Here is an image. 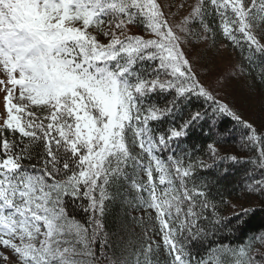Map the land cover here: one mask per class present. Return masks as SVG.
Here are the masks:
<instances>
[{
  "label": "snow or ice",
  "instance_id": "6c2138e0",
  "mask_svg": "<svg viewBox=\"0 0 264 264\" xmlns=\"http://www.w3.org/2000/svg\"><path fill=\"white\" fill-rule=\"evenodd\" d=\"M137 23L150 38L121 39L112 30L123 33L125 24ZM196 25L235 47L243 40L264 56V43L253 34L264 28V0H198L179 32L155 0H0V74L6 77L0 85L9 86L0 115V245L16 264H94V245L107 244L100 232L108 203L133 190L139 206L155 212L168 264H264L249 254L251 243L217 241L212 251L222 255L214 262L197 259L178 238L188 233L189 242L207 239L209 229L198 221L209 207L217 211L207 184L195 180L197 166L211 165L187 152L167 161L157 155L207 116L181 115L192 96L211 101L213 114L230 115L249 128L248 145L261 142L250 162L262 175H252L246 189L264 196V133L193 72L183 41L197 35ZM260 79L264 83V70ZM161 95L163 104L156 99ZM169 119L166 130L150 127ZM208 149L213 164L238 162L236 156L220 157L211 143ZM157 177L167 185L163 196ZM76 210L86 214V223L73 215ZM143 254L150 257V245Z\"/></svg>",
  "mask_w": 264,
  "mask_h": 264
},
{
  "label": "trees",
  "instance_id": "16d2710c",
  "mask_svg": "<svg viewBox=\"0 0 264 264\" xmlns=\"http://www.w3.org/2000/svg\"><path fill=\"white\" fill-rule=\"evenodd\" d=\"M210 23L215 25L217 21L210 20ZM132 25L136 29L144 28L139 23ZM196 27L202 29L199 25ZM93 31L95 32V29ZM253 34L264 43V28L257 26ZM205 35L211 43L223 44L233 52L242 74L252 85V89L261 93L260 97L264 96V83L260 79L261 71L264 70V56L250 50L243 40H241L242 47H235L222 35H217L215 38L211 33H205ZM126 36L127 34H124L120 38L123 39ZM100 39L103 41V36ZM156 99L160 104L164 103L163 95ZM261 99L256 101L257 105L252 113L251 121L232 109L242 120L258 129V134L264 133V99ZM210 104L211 101L206 102L204 98L192 96L191 102L183 108L181 115L186 117L189 112L201 111L206 112L207 116L190 130L187 138L181 139L178 144L173 142L168 150H161L157 153L167 161L168 156L173 153L182 155L183 152H187L192 160L211 165L210 167L197 166L195 172L196 183L198 185L207 184L205 189L207 198L217 207L215 214L211 207L206 209L205 216L198 221L201 227L209 229L207 239L189 242L186 238L188 233L178 238L184 241L188 250L197 259L202 257L214 262L222 255L212 251L217 247V241L223 240L225 244L231 243L233 247L240 245L241 242L251 243L249 254L259 261L264 259V239L253 240V237H264V196L248 192L246 185L252 175L256 179L261 178L260 170L250 162L258 155L261 142H256L255 147L248 145L251 130L230 115L213 114ZM171 122V119L162 123L150 122V127L158 131L166 130ZM210 143L217 149L220 157L236 156L239 158L238 162L224 159L216 160L213 164V161L209 159L208 144ZM133 151L139 152L138 145ZM225 170H227V175L224 174ZM155 183L157 194L163 196V190L167 185H160L158 177ZM139 204L140 197L134 190L123 198L118 197L114 202L108 203L102 221L103 229L100 232V239L106 238L107 244L102 248L100 242L97 241L94 245L97 257L94 264L99 260L114 262V259L121 261V264L125 260L128 264H137V260L140 264H145L147 259H151V264H168L170 257L163 244V233L155 218V212L146 210ZM73 215L86 223L87 216L82 211L76 210ZM217 217L221 221L219 224L216 223ZM149 245L151 247L150 257L143 254V250Z\"/></svg>",
  "mask_w": 264,
  "mask_h": 264
},
{
  "label": "rangeland",
  "instance_id": "374dc122",
  "mask_svg": "<svg viewBox=\"0 0 264 264\" xmlns=\"http://www.w3.org/2000/svg\"><path fill=\"white\" fill-rule=\"evenodd\" d=\"M155 2L160 6L168 24L179 32V25L188 17L198 0H155ZM105 27L107 28V25ZM112 30L118 37L127 34V36H140L147 39L152 35L145 27L140 30L132 24H125L123 33L119 29ZM193 30L197 32V35L188 41H183V51L193 72L218 100L228 104L231 109L251 121L252 113L257 105L256 101L260 98L264 99V96L260 97L261 93L252 89V85L242 74L231 50L223 44L211 43L203 29L194 26ZM103 42H107L104 37ZM0 79L6 81V77L2 74ZM6 87H9L6 83L0 85V115L4 113L3 97L6 94ZM4 256L8 258L4 259ZM0 264H16L12 252L2 245H0ZM95 264H113V261L99 260Z\"/></svg>",
  "mask_w": 264,
  "mask_h": 264
}]
</instances>
